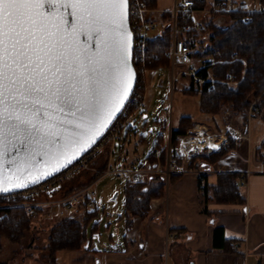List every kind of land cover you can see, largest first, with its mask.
<instances>
[{"label":"snow or ice","instance_id":"6c2138e0","mask_svg":"<svg viewBox=\"0 0 264 264\" xmlns=\"http://www.w3.org/2000/svg\"><path fill=\"white\" fill-rule=\"evenodd\" d=\"M127 3L0 0V170L75 142L107 106L127 65L116 40Z\"/></svg>","mask_w":264,"mask_h":264},{"label":"trees","instance_id":"16d2710c","mask_svg":"<svg viewBox=\"0 0 264 264\" xmlns=\"http://www.w3.org/2000/svg\"><path fill=\"white\" fill-rule=\"evenodd\" d=\"M140 1L149 9V12L146 13L147 19L154 21L153 9L156 8V0ZM257 1H260L264 7V0ZM207 3V0H197L196 5L198 8H203L208 5ZM220 15L229 16L232 19L231 22L217 23L216 18ZM245 15L246 12L242 11L240 7L229 12L215 11L202 14L200 16L201 27H192L190 30H185L184 27L187 23H193L192 18L182 13H179L177 17L180 36L190 47L193 64L197 65L200 59L210 58V62L199 70L206 80L201 82L191 77V81L182 87V92L186 95L198 96L200 111L212 116H218L223 110L229 109L234 117L239 118L241 132L244 131L247 124L248 109L251 103L254 102L255 106L251 116L264 117V11H253L250 21L244 20ZM170 19V11L160 14V31L150 35L147 40L148 59L143 68L139 69L137 62L133 61L137 71L135 89L141 101L145 93L146 71L159 68L170 69L171 67L169 55L172 41ZM229 76L238 82L235 85L227 83L225 80H228ZM132 112L133 107L126 108L125 114L121 113L109 130H115L117 127V132L120 131L121 135L124 129V125L121 126V123L124 124ZM194 123L195 120L192 116L182 115L178 125L172 127V143L177 144L181 136L186 134ZM162 126L164 127V123ZM131 129L133 128L129 125L126 131ZM215 130L222 131L221 127ZM163 141L164 137L161 131L147 154V165L154 166L159 161L160 166H164L165 148L162 149L159 158L154 153L156 149L162 147ZM235 141L228 134L226 145L219 151L196 153L190 158L189 163L192 166L198 163L196 167H200L202 163L212 164L233 149ZM178 176H181V173L172 174L168 185L170 186L174 177ZM94 180L92 179V181ZM198 186L204 195L205 203L214 200L221 204H245L241 182L235 172H219L214 184L207 182L206 175L199 174ZM79 188L81 186L73 187L61 195H67ZM165 194L166 183L161 173L147 174L142 181L126 182L123 203L126 228H131L134 216L144 218L148 215L152 198ZM83 205L87 207L86 202ZM203 210L207 212L206 205ZM40 211L41 208H36L35 212L30 213L23 206L0 207V239L2 236H6L12 238L13 241H19L29 229L36 213L39 214ZM96 213V208L87 209L82 220L66 216L51 227L48 241L45 244L49 264L55 263L57 252L60 250H77L88 247L85 226ZM219 230V228H215L216 240L219 239ZM0 264L7 263L0 261Z\"/></svg>","mask_w":264,"mask_h":264},{"label":"crops","instance_id":"0c3cea01","mask_svg":"<svg viewBox=\"0 0 264 264\" xmlns=\"http://www.w3.org/2000/svg\"><path fill=\"white\" fill-rule=\"evenodd\" d=\"M250 3L253 9L258 8L257 0ZM171 5L172 0H156L155 26H160V14L169 11ZM216 21L226 23V16L220 15ZM154 70H149L151 75L147 72L146 86ZM181 116L174 120V127ZM220 119V115L207 114L195 122L215 130L221 127ZM236 119L234 127H239L240 120ZM233 138L234 147L227 154L174 177L166 194L152 200L146 217L134 216L123 244L105 251L104 264H163L165 256L168 264H264V117L250 115L244 131ZM114 165L120 166V161ZM219 172L237 173L244 205L214 200L205 203L198 175H206L207 182L214 184ZM215 228L220 229L217 240Z\"/></svg>","mask_w":264,"mask_h":264},{"label":"rangeland","instance_id":"374dc122","mask_svg":"<svg viewBox=\"0 0 264 264\" xmlns=\"http://www.w3.org/2000/svg\"><path fill=\"white\" fill-rule=\"evenodd\" d=\"M231 20L229 16H226L228 23ZM157 25L154 29H151L150 35L160 31V26ZM188 68L189 65L176 66L174 71L177 77L176 81H172L171 69H155L153 78L148 81L145 87L144 103L142 100L143 105L141 103L142 106L140 105L141 107L138 110L133 108L132 114L128 116L127 121L124 123L122 134H119L121 139L118 138L115 142H112L113 136L118 135L120 131L116 133V130H112L111 133L109 130L110 139L105 140V138V141H102L100 148L94 151V155H91L88 159V166L81 168L79 171L68 173L56 184L55 189H58V191L55 192L53 199H62L68 196L69 194L64 196L61 194L73 187L81 186V188H85L92 184L90 189L96 193L94 196L95 203L87 207L82 204L69 217L82 220L87 209L92 210L93 208H96L97 213L87 221L85 226L88 247L77 250H60L57 252L54 264H98L101 259L102 262L99 264H104L105 251L123 244L126 231L123 205L125 182L113 174L101 176L102 172L110 164H116L118 161H120V166L139 167L144 170L153 169L155 165H147L146 157L153 142L159 133L163 132V128L167 124L171 123L172 127L174 120L180 115H191L194 120H203L207 116V113L200 111L198 108V100L195 96L186 95L182 92V87L191 81V77L188 74H179V71L188 70ZM147 72L150 75L152 73L149 70L146 71V74ZM251 107L255 108L254 102L251 103L248 111ZM127 108L131 109L129 106ZM226 111L230 110H223L219 114L222 130L226 122L232 126L237 123L234 114L226 113ZM163 123L164 127L162 128ZM129 125L133 129L126 134V128ZM188 165L193 167L190 163ZM147 173L159 172L154 169ZM92 179L95 180L92 181ZM168 184L166 190L169 188ZM114 195L115 198L113 199ZM52 206L48 208L41 207L40 213H36L29 229L19 241H13L12 238L6 236L1 237L0 261L7 264H49L45 244L48 241L50 229L62 218H65L57 215L56 208ZM168 234L169 230L165 233L166 246L169 241ZM163 264H168L166 256Z\"/></svg>","mask_w":264,"mask_h":264},{"label":"built area","instance_id":"2783aa9c","mask_svg":"<svg viewBox=\"0 0 264 264\" xmlns=\"http://www.w3.org/2000/svg\"><path fill=\"white\" fill-rule=\"evenodd\" d=\"M208 5L203 8H198L196 5L197 0H172L170 8L171 19L169 25L171 26L172 41L169 50L171 60V78L174 81L177 77L174 74L177 65L186 66L189 65L188 70H180L179 74H188L197 81H205L199 70L206 66L210 62V58L200 59L197 65L193 64L192 56L190 53V47L180 36V28L178 26L177 17L178 14L182 13L185 16H190L193 23H187L184 27L185 30H190L192 27H201L200 15L209 14L211 12H229L238 7L242 8V11L246 12L244 17L245 21L251 20V13L255 10H263L260 1H257V9L251 7L250 0H207ZM149 11L140 0H129L128 12H129V23L133 34V49L132 59L137 62L139 69H142L148 59L147 52V40L150 37L151 29L155 28L154 21L147 19L146 13ZM227 83L235 85L238 80H235L232 76L228 77ZM136 87V84H135ZM132 90L128 96L125 107L122 111L125 114L126 108L133 107L138 110L142 105V101L139 99L137 90ZM141 105V106H140ZM253 108L248 111L249 116L252 114ZM231 113V111H226ZM124 124L121 123V126ZM116 127V133L117 132ZM111 132V131H110ZM239 127H234L229 123H225L222 131H216L211 129L204 123H195L186 134L181 136L177 144L172 143V127L171 123L167 124L163 128V145L160 149L154 151L157 158H159L162 149L165 148L166 157L164 166H160V163L155 165L153 169L144 170L139 167H127L110 164L106 167L101 176L113 174L118 178L124 180V182L130 181H142L146 178L147 172L154 170L159 172L163 176V180L166 185L168 184L169 178L175 173H186L193 171L198 163H195L193 167H190V158L201 152H216L219 151L227 143L228 134L234 137V135H241ZM112 133V132H111ZM106 138V139H105ZM119 138L116 134L113 136L112 142H115ZM110 139L109 131L106 132L101 139L91 146L81 157L75 160L65 169L26 187L21 189L0 192V207H11V206H23L28 209L30 213L35 212L36 208H48L49 206L56 208V213L59 216H69L79 206L86 202L87 206H92L95 203L94 196L95 191L91 190V185L78 189L75 192L69 193L64 198L53 199L56 184L68 173L79 171L81 168L88 166V159L94 155V151L100 148L103 140ZM104 140V141H105ZM210 145H216L213 148ZM49 199V200H46ZM154 198H152L153 200ZM151 200V203H152ZM169 238V235H168Z\"/></svg>","mask_w":264,"mask_h":264},{"label":"water","instance_id":"95a60500","mask_svg":"<svg viewBox=\"0 0 264 264\" xmlns=\"http://www.w3.org/2000/svg\"><path fill=\"white\" fill-rule=\"evenodd\" d=\"M128 6L129 0L126 5L120 6L124 10V23L116 34V40L123 45L122 55L126 56L127 65H121L124 69L123 82L113 79L109 84L111 96L107 106L101 108L98 115L92 118V122L81 129V135L74 138L75 142L61 148L53 147L50 151L45 147L43 152L48 154L34 155L30 159L19 158L17 164L11 166L5 163L0 170L5 189H10L9 191L21 189L65 169L93 146L121 114L137 79V71L132 59L133 34L129 23ZM55 114L61 116L58 112ZM7 159L5 157L6 161Z\"/></svg>","mask_w":264,"mask_h":264},{"label":"bare ground","instance_id":"6f19581e","mask_svg":"<svg viewBox=\"0 0 264 264\" xmlns=\"http://www.w3.org/2000/svg\"><path fill=\"white\" fill-rule=\"evenodd\" d=\"M109 129H110V128H109ZM109 129H108V130H109Z\"/></svg>","mask_w":264,"mask_h":264}]
</instances>
